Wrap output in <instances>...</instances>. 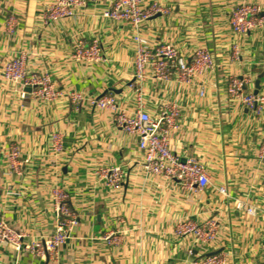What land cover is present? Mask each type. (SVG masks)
Returning a JSON list of instances; mask_svg holds the SVG:
<instances>
[{"label":"crops","instance_id":"0c3cea01","mask_svg":"<svg viewBox=\"0 0 264 264\" xmlns=\"http://www.w3.org/2000/svg\"><path fill=\"white\" fill-rule=\"evenodd\" d=\"M55 1L0 0V219L26 234L28 242L49 238L56 230L53 191L58 189L69 194L79 225L55 261L0 245V264H194L210 254L223 255L227 264H264V160L258 157L264 111L257 117L227 94L230 77L237 76L250 79L247 93H257L259 81V95H264V26L241 35L229 24L240 5H257L264 12V0H143L170 11L142 26L150 45L171 44L187 58L205 47L217 68L193 86L149 78L141 91L130 87L133 29L103 17L115 0H88L76 16L45 22L44 10ZM11 15L18 21L12 34L6 27ZM94 38L104 61H73L74 43ZM19 51L28 55L27 70L49 72L61 90L91 99L113 94L129 111L136 109L141 93L152 117L167 106L181 109L172 151L203 165L212 185L199 192L146 173L138 138L89 103L76 111L66 98L37 101L30 89L22 98L19 87L3 78L4 66ZM55 133L64 141V152L56 156L51 152ZM14 144L22 151L18 170L7 159ZM111 167L125 173L118 191L98 177ZM221 187L227 197L219 193ZM235 200L256 207L257 215L236 211ZM211 219L219 232L211 247L176 237L179 223ZM112 233L117 245L104 241Z\"/></svg>","mask_w":264,"mask_h":264},{"label":"built area","instance_id":"2783aa9c","mask_svg":"<svg viewBox=\"0 0 264 264\" xmlns=\"http://www.w3.org/2000/svg\"><path fill=\"white\" fill-rule=\"evenodd\" d=\"M88 0H56L46 6L43 14L45 22H58L76 16L84 9ZM169 9L157 2L145 4L143 0H115L112 7L105 11L103 17L110 21L127 22L134 31L133 46L135 51V75L130 87L141 91L145 82L152 78L159 82L169 83L177 81L185 86L196 85L205 74H214L217 65L212 53L204 48L196 49L190 56L185 57L171 44L152 46L140 33L142 26L157 15H168ZM229 19L234 33L247 35L251 31L264 26V12L257 5L245 4L235 8ZM17 18L9 16L7 30L10 34L17 28ZM71 59L76 62L97 64L104 61L100 41L94 38L86 44L79 40L74 43ZM233 59L240 56L234 48ZM28 55L20 52L6 63L3 70L5 81L19 87L21 97L27 94L25 89L31 90L33 99L42 102H54L62 98L69 100L75 110L89 103L95 110L111 114L115 125L129 136L137 137L139 149L144 154L143 169L146 173L168 180H174L184 187L203 192L211 184L207 169L193 159L183 160L171 148V136L179 130L181 125V109L172 105L167 106L156 117H152L145 108L141 93L136 97V109L129 111L121 107L119 100L113 94H104L97 98H87L77 91L61 90L54 83L49 72H33L27 70ZM249 78L232 76L228 84V97L232 101L241 103L247 110L259 117L264 111V95L245 92ZM204 95V93H201ZM51 152L61 155L64 152L62 135L55 133L51 137ZM21 147L12 145L7 159L15 170H18ZM258 157L264 160V142L259 147ZM99 178L105 180L108 188L114 191L121 189L125 182V173L121 167H111L101 170ZM219 193L227 197L228 191L221 187ZM54 215L57 221L55 233L47 239L28 242L26 234L14 232L4 220L0 219V245H9L18 253H29L35 258L59 259L60 251L71 238L79 225V217L71 206L67 192L55 189ZM234 209L239 213L254 217L257 208L244 201L235 200ZM217 221L211 219L205 222L183 221L176 226L177 238L192 237L197 244L211 247L218 240ZM108 245H117L118 239L112 233L104 237ZM264 245V244H263ZM221 254L207 256L194 264H227Z\"/></svg>","mask_w":264,"mask_h":264},{"label":"water","instance_id":"95a60500","mask_svg":"<svg viewBox=\"0 0 264 264\" xmlns=\"http://www.w3.org/2000/svg\"><path fill=\"white\" fill-rule=\"evenodd\" d=\"M259 89H260V82L258 81V82H257V91H256L257 93H255L256 95H258V93H259ZM213 255H215V254H210V255H207V256L209 257V256H213ZM207 256H206V257H207Z\"/></svg>","mask_w":264,"mask_h":264}]
</instances>
